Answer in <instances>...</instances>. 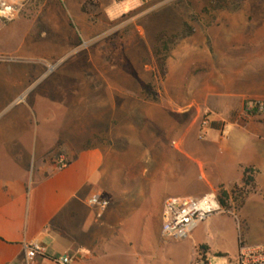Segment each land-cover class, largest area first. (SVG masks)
<instances>
[{"label": "crops", "instance_id": "0c3cea01", "mask_svg": "<svg viewBox=\"0 0 264 264\" xmlns=\"http://www.w3.org/2000/svg\"><path fill=\"white\" fill-rule=\"evenodd\" d=\"M206 36L208 45L203 41L198 51L208 63L170 85L180 90L179 98L167 93L150 104L156 130L146 140L106 147L78 142L87 135L70 109L74 95L57 93L55 81L34 94L29 68L18 66L25 53L14 60L0 51V264H24L23 244L34 242L51 257L63 252L80 264H99L118 251H148L159 244L167 199L220 189L230 195L243 185L245 170L250 185L242 205L235 208L231 195L228 200L235 220L215 215L208 231L217 238L235 230L233 250L216 245L217 255L228 260L236 256L239 238L249 246L264 244V126L243 114L245 101L264 98V18L238 12ZM199 114L211 120L201 141ZM54 152L66 161L64 168L43 161ZM93 195L109 202L99 220L88 204ZM68 231L89 236L82 247L93 252L85 258L77 247L57 250L54 241L69 239ZM191 234L198 259L202 247L205 260L214 244L202 224Z\"/></svg>", "mask_w": 264, "mask_h": 264}, {"label": "rangeland", "instance_id": "374dc122", "mask_svg": "<svg viewBox=\"0 0 264 264\" xmlns=\"http://www.w3.org/2000/svg\"><path fill=\"white\" fill-rule=\"evenodd\" d=\"M249 3L255 5L248 11L242 9ZM109 5L110 0H24L12 21L0 19V51L14 60L25 53L18 66L29 68L30 91L35 94L53 81L60 84L57 93L75 96L70 109L75 111L81 133L87 135L78 142L102 147L137 137L146 140L156 130L150 104L167 93L179 98L180 90L170 85L181 78L187 81L208 63L210 59H204L198 47L220 19L238 12L248 18H264V0H171L118 16L107 13ZM206 115L199 114L198 126ZM57 156L56 152L48 154L43 161L51 164ZM217 215L235 220L227 213ZM212 217L201 223L207 240L214 244L204 261L198 259L192 234L174 241L160 233L158 246L141 253L106 254L99 264H228L225 256L217 255L216 245L233 250L237 233L232 230L214 237L208 231ZM68 235L69 239L56 240L53 246L57 250L77 247L85 258L93 252L82 247L89 243V236L83 238L75 231ZM256 236L251 230V239Z\"/></svg>", "mask_w": 264, "mask_h": 264}, {"label": "built area", "instance_id": "2783aa9c", "mask_svg": "<svg viewBox=\"0 0 264 264\" xmlns=\"http://www.w3.org/2000/svg\"><path fill=\"white\" fill-rule=\"evenodd\" d=\"M24 0H0V19L10 22L15 17V9ZM171 0H110L107 13L111 16L122 15L125 12L150 5L152 3ZM243 114L256 118L264 126V100L252 99L244 102ZM211 124L210 117L204 116L200 122L198 140L204 139V130ZM221 138H225L222 131ZM67 165L60 157L56 167L62 169ZM249 176V174L247 173ZM88 204L95 209V217L99 219L109 206V202L100 195L90 197ZM227 213L235 217L233 211L224 212L220 207L217 195L207 193L199 198L173 197L164 202L161 216V234L171 240H185L207 218ZM24 264H80L71 256L58 255L51 257L46 252V247L39 243L23 244ZM228 264H264V244L257 246L246 245L241 238L238 239L236 256Z\"/></svg>", "mask_w": 264, "mask_h": 264}, {"label": "trees", "instance_id": "16d2710c", "mask_svg": "<svg viewBox=\"0 0 264 264\" xmlns=\"http://www.w3.org/2000/svg\"><path fill=\"white\" fill-rule=\"evenodd\" d=\"M160 71L163 77L165 74L163 67L160 69ZM248 172L249 170L244 171L243 185L241 187H234V189L230 192V195L232 197V202L234 203L235 208H239L242 205L245 197L248 194V191L246 190V188L250 185V180L248 179V177H246V174ZM230 195L222 189L218 191L217 198H218L220 207L222 208L224 212L230 211V206L228 204ZM199 250H200V255H202L200 257V260L203 261L204 260V256L202 252L203 248L200 247Z\"/></svg>", "mask_w": 264, "mask_h": 264}]
</instances>
